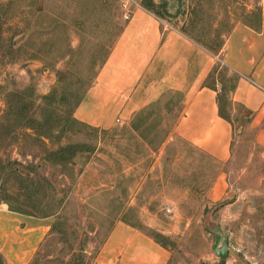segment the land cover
Instances as JSON below:
<instances>
[{
    "label": "rangeland",
    "instance_id": "rangeland-1",
    "mask_svg": "<svg viewBox=\"0 0 264 264\" xmlns=\"http://www.w3.org/2000/svg\"><path fill=\"white\" fill-rule=\"evenodd\" d=\"M144 1L182 31L198 0H0V123H13L9 111L20 102L30 134L0 136V208L18 205L33 213L20 214L49 226L39 242L25 224L6 225L0 264L18 263L33 250L26 264H99L118 219L166 246L168 264H264V146L253 131L234 122L231 157L216 162L170 137L172 113L162 102L128 125L102 128L74 116L75 93L92 85L131 10ZM200 1L194 27L215 41L258 11V0ZM213 21L216 36L208 33ZM59 147L74 151L66 168L47 159ZM27 174L40 184L23 180ZM43 179L52 196L44 201L54 210L45 217L44 202L23 194L27 186L42 195Z\"/></svg>",
    "mask_w": 264,
    "mask_h": 264
},
{
    "label": "crops",
    "instance_id": "crops-1",
    "mask_svg": "<svg viewBox=\"0 0 264 264\" xmlns=\"http://www.w3.org/2000/svg\"><path fill=\"white\" fill-rule=\"evenodd\" d=\"M258 9V18L235 22L212 52L143 6L133 8L74 116L96 127L128 125L136 114L162 102L172 113L170 137L216 162L231 157L234 122L253 131L254 141L264 146V0H258ZM224 83L230 84L224 91L228 118L220 115L218 105ZM13 221L25 224L39 242L40 231L49 228L2 205L0 232L5 234V226L12 227ZM4 241L9 243L7 237ZM33 252L14 264H26ZM170 256L166 246L118 219L102 244L98 263L168 264Z\"/></svg>",
    "mask_w": 264,
    "mask_h": 264
},
{
    "label": "trees",
    "instance_id": "trees-1",
    "mask_svg": "<svg viewBox=\"0 0 264 264\" xmlns=\"http://www.w3.org/2000/svg\"><path fill=\"white\" fill-rule=\"evenodd\" d=\"M208 4L210 6L211 3L209 2ZM143 5L148 10H150L151 12H153L154 14H156L158 16V12L154 10L151 3L149 4L147 1H144ZM201 7H202V3L200 0H198L195 4V11H193V9H192V14L194 15V17L190 21L189 25L186 26L184 29H182V31L185 34L189 35L191 38H193L198 43L204 45L210 51L216 52L221 47L222 40L221 41H215L214 39H211V35H206L207 37H205V36H203V32H201V30L199 28L195 29V27H194L195 24H197V22L199 21V18L195 17V16H197L199 12H202ZM255 14H256V17L258 18L259 9L257 12H255ZM213 31L214 30L211 29L210 31H208V33L210 32L213 36H216V34L218 32L217 29H215V32H213ZM206 83L209 84L210 82H206ZM228 86H230L229 83H224L223 87H222V92H220L218 94L219 112H220L221 116L226 117V118H228V116L225 114L224 107L227 103V100H226V96H225L224 91L229 89ZM75 94L76 95H74L75 101L73 103V109H75L79 105V103H80V101L84 95V93L80 96H78L77 93H75ZM17 104L18 105H16L12 110L9 111V113L12 112L14 115L13 117L15 119H13V123H10V122H5V124L0 123V136H9L12 140H16V139L24 140L25 137L30 136V134L26 131L28 128V123L24 120V113H23L24 112V106L22 104H20V102ZM7 109L9 110V108H7ZM8 110L4 111V113L2 114V117H1L2 119L7 117L6 114H7ZM40 136L43 137V135L42 134L39 135V137H38L39 141H40ZM66 150H67L66 147L65 148L59 147L58 149H55L54 151H50L49 153H47V159H50L51 161H55L58 164H60L63 168H66V167L71 165L72 157H73L72 155L74 153V151L73 152L71 151V153L66 154L65 153ZM0 165H1L0 173H3L5 166H3L1 162H0ZM14 170H15V168H13L11 173H10L12 176H14L12 173V172H15ZM7 175H8V173H7ZM23 180L31 181L30 183L36 182V183L40 184V177L37 178L36 180H33L31 177L28 176V174L24 177ZM41 181L45 184L44 188L43 187L40 188L42 195H39V196L32 195L29 191H27L28 190L27 186H25L26 190H25V188H22V190L23 189L25 190L23 192V194L25 196H28L29 197L28 199H33L32 196H34V198H37L40 201V204H41V202H44V204H42L41 209H40V216L45 217V216L52 215V213H54V210H53L52 205L50 204L49 201H44L48 198H52L51 191L49 189H47V187H50V184L48 183V181L46 179H43ZM29 204L31 206H35L31 203H29ZM8 209L11 211L19 212V213L31 214L30 212L24 211V209H22L18 205L10 204ZM31 215H33V213Z\"/></svg>",
    "mask_w": 264,
    "mask_h": 264
},
{
    "label": "water",
    "instance_id": "water-1",
    "mask_svg": "<svg viewBox=\"0 0 264 264\" xmlns=\"http://www.w3.org/2000/svg\"><path fill=\"white\" fill-rule=\"evenodd\" d=\"M226 252H227L226 241H225V238L223 237L221 246L216 248V253H217V255L223 257L226 254Z\"/></svg>",
    "mask_w": 264,
    "mask_h": 264
}]
</instances>
